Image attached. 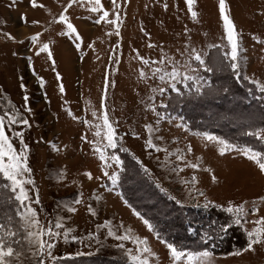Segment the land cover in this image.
Segmentation results:
<instances>
[{
	"label": "rangeland",
	"instance_id": "374dc122",
	"mask_svg": "<svg viewBox=\"0 0 264 264\" xmlns=\"http://www.w3.org/2000/svg\"><path fill=\"white\" fill-rule=\"evenodd\" d=\"M101 2L110 12L109 19H113L115 14L111 0ZM116 2L119 5L116 11L122 20L119 36L115 34L113 25L104 22L95 24L93 21L96 14L78 5H73L69 9L66 15L82 38L78 51L72 41L60 35L65 30L64 25L54 22L68 0H37V4L44 5L43 8H32L30 0H16L15 4L12 0H0V105L8 108L10 100L29 121L30 128L17 130L24 132L25 143L31 150L29 167L32 169L40 201L39 204L33 202L32 207L36 210L41 224L47 227L48 221L64 217L65 226L75 229L72 235L85 238L92 233L99 240V244L95 240L87 239H84L83 243H65L62 238L55 241L56 247L53 250L55 256H75L77 252L94 253L90 257L82 256L75 260L62 261V264H125L123 253L116 251V245L120 242L107 237L106 229L99 233L96 231V225L103 224L106 219L117 225L122 222L125 228L132 229L134 235L148 237L149 245L158 257L153 259L152 264H172L166 246L161 244L153 233H149L142 221L133 215V206L125 205L126 199L120 192V183L115 189L109 190L111 184L103 175V163L99 160L98 154L93 152L92 146L82 139L85 133L88 140L96 139L93 136L95 129L90 131L83 121L102 123L101 120L93 118L92 112L96 111L98 115L102 112L101 99L105 95L106 76L108 87L105 105L109 119L119 137H122V146L130 153L117 150L116 154L120 156L123 165L127 161H132L135 165L131 166L137 167L131 175L135 179L134 185L138 192H129L128 195L136 202L146 204L156 200L151 196L155 194L163 201L171 202L164 203L174 205L173 209L177 215L191 217V224L185 226L187 235L195 241L192 250L202 249L199 235L190 229L206 230L210 220L221 221L225 214L219 208L205 209L203 207L205 198L198 196L195 191L192 193L194 198L189 197L188 186L181 184L180 180H188L195 175L198 180L196 188L204 192L208 200L214 204L227 206L228 202L235 205L244 203L246 208H250L253 201L259 203L260 198L264 197V175L260 174L253 162L237 152L220 156L218 146L200 135L201 132L194 128L190 115L200 119L210 114L202 111L201 105H189V100L194 101L196 94L192 92V96L185 95L186 92H190L184 89L183 85H179L180 95L169 91L163 98L170 106L158 125L155 114L145 110V103L152 93L139 77V72L144 66L137 58V52L140 57L156 60L162 54L159 47L162 45L164 54L183 61L186 57L181 53L184 52L185 45H190L200 50L202 54L207 53L204 56L206 61L211 60L212 63L220 65L221 53L209 47L212 44H220L227 50L223 22L219 14V0H195L193 5V10L197 12L195 19L188 13L185 0H116ZM225 3L227 14L239 33L244 62L241 79L238 81L233 77L240 85L243 97L241 94L227 93V97H223L222 100L223 108H227L226 110L232 108L240 99L241 105L244 102V93H248L253 103L248 110L239 111L235 115V122L238 126L253 124L264 116V93H260L253 84L244 80L243 75L264 84V0H225ZM22 15L26 17L27 23L21 19ZM33 21L39 23L33 24ZM141 28L144 29L143 32ZM4 32L10 33L15 41L8 40L2 35ZM110 32L112 34L108 35ZM36 33H41L39 38L41 43H50L55 70L46 53L39 56L35 54L36 48L31 45L30 37ZM90 44L92 47H89ZM149 44L156 47L149 48ZM57 73L61 76L60 81L56 79ZM201 74L215 88L224 84V80L217 78L216 72ZM227 74L232 78L230 70ZM39 78H43V87ZM61 83L64 87L63 93L59 90ZM150 83L155 87L158 82ZM25 95L28 96L27 106L31 112L25 111L23 99ZM182 95L186 97L184 103L186 106L174 109L175 101H184ZM217 96L219 95H213L211 98ZM161 99L157 96L156 103L159 104ZM216 108L207 104L206 109L212 110L211 113H217ZM69 110L71 116L68 114ZM158 110L165 112L164 109ZM197 112L201 114H196ZM214 119L217 118L213 116L212 120ZM219 122L222 123L223 120ZM145 124L158 127L156 135L162 139L155 142L172 153L177 149L186 153L187 147L191 145L192 154L187 156V160L199 164V170L185 168L178 177L172 174L170 168L177 163L174 155L166 157L164 152L146 150L145 142L148 137L144 130ZM262 125L264 123L256 128L247 129L264 128ZM242 141L240 138L237 141L232 140L243 143ZM244 142L260 147V143L253 137ZM14 143L19 147L18 142ZM133 156L147 167L151 176L140 169ZM165 159L170 161L167 167L163 166ZM180 166L183 167V164ZM58 170L65 173L62 178L58 176ZM113 170L115 166L108 169L110 173ZM85 172L91 173V180L84 175ZM122 173L123 171L119 173L120 181ZM213 175L216 177L215 183L212 182ZM157 183L166 190L165 193L156 187ZM151 188L154 190L152 194ZM147 192L151 195H146ZM29 195L34 201L37 192L30 191ZM168 195L181 200L183 206L178 205L175 200L168 199ZM97 196L100 197L99 201L96 199ZM76 198H80L82 202L74 205L77 209L75 213L69 214L65 209L58 207L70 204ZM197 203L200 207L194 206ZM89 206L98 213L97 216L89 214ZM261 216H264V204L259 205V212L255 215L249 213L248 220ZM252 227L251 223H242L239 227H233V231L229 230L223 238L209 244L208 250L211 253L207 258L209 264H264V245L255 246V251L233 254L246 246L245 232ZM125 247L133 246L126 243Z\"/></svg>",
	"mask_w": 264,
	"mask_h": 264
},
{
	"label": "snow or ice",
	"instance_id": "6c2138e0",
	"mask_svg": "<svg viewBox=\"0 0 264 264\" xmlns=\"http://www.w3.org/2000/svg\"><path fill=\"white\" fill-rule=\"evenodd\" d=\"M13 4L16 0H12ZM112 10L114 12V18L109 19L110 12L105 9L101 0H68L67 5L63 8V11L59 14V17L54 22L62 23L65 30L60 35L67 37L75 45L76 50H80L82 44V38L78 33L76 27L71 22L66 13L73 5H78L81 8L86 9L88 12L96 14L94 23L99 25L101 22L111 24L115 28V34L120 35V24L122 23L120 14L116 9L119 8L116 0H111ZM187 5V11L193 19L197 17V12L193 10L195 0H185ZM32 8H43V4H37V0H30ZM165 10L167 5H164ZM219 14L220 19L223 22L224 39L227 42V50L220 44H212L209 47L216 49L221 53L220 65L222 68H227L231 71L233 77L238 81L242 75V64L244 58L241 55V45L239 39V33L236 26L226 11L225 0H219ZM22 20L27 23L26 17L21 16ZM33 24H38V21H33ZM143 32L144 29L141 28ZM112 33H108L111 35ZM147 35V33H145ZM8 40L15 41V38L7 32L2 33ZM41 33H36L30 37V43L36 48L35 54L39 56L41 53H46L49 61L52 62L53 70H55V61L53 59L52 51L50 50V43H41L39 38ZM150 38V37H149ZM23 43V41H19ZM89 47H92L90 44ZM119 47V45H117ZM149 48L156 47V45L149 44ZM161 48L162 54L159 59H145L140 57L137 52V58L144 66L140 72L139 77L145 82V84L151 90L152 95L148 96V100L145 103V110L151 111L157 118V125L164 116L167 114V109L170 106L164 102L167 92H175L177 95L181 94V88L179 85H183V88L189 92H193L197 95L205 94V89L210 88L211 85L204 78L201 73H212L216 69L210 66L209 61L204 58L207 53L202 54L197 48L185 45L182 56L186 58L183 61L173 59L171 56L163 53V46ZM15 55V53H14ZM31 62V58H29ZM195 65V66H193ZM144 69H147L145 71ZM40 79V85L43 87V78ZM56 79L61 80L59 73L56 74ZM243 79L249 81V83L255 86V89L260 93H264V84H261L258 80H250L247 75H243ZM150 82H158L155 87ZM23 87V85H22ZM108 81L105 77V95L101 99L100 115L96 111L92 112V116L95 120H101L102 123H95L88 120H84V125L91 131L93 128L94 140L87 139V133L82 136V139L92 146L93 152L98 154L99 160L104 165L103 175L108 178L111 189L113 190L119 186L120 172L123 171V161L120 156L116 154V151L129 153L127 148L122 146V137H119L113 123L109 119L108 111L105 105L107 98ZM60 92H64L63 84H60ZM251 91V89H250ZM159 96L162 99L160 103H156V97ZM25 101V111L31 112V109L27 106L28 96L23 97ZM8 108H3L0 105V193H4L3 204H0V264H62V261L75 260L82 256H92L93 252H77L75 256L59 257L53 255V250L56 247L55 241L60 238L65 243H83L84 239L89 241L95 240L99 244V240L96 235L89 233L85 238H78L72 233L75 229L65 226V218L61 217L48 221L47 227L41 224L36 210L32 207L33 202L39 204L38 190L35 189V181L32 177V169L29 167V155L30 148L25 143L24 127L30 128L28 119L22 115L20 110L8 101ZM158 109H164L162 113ZM72 115L69 110L68 113ZM75 119V117H73ZM182 126V125H181ZM144 130L147 133V139L145 142L146 150L154 152H164L166 157L175 156L176 165L170 168V172L177 177L185 168H191L193 170H199L200 165L197 163H190L187 160V156L192 154V147L189 145L187 151L181 152L177 149L175 153H172L167 148H162L160 144L155 140L162 139L157 136L159 131L158 127H154L152 124H145ZM10 133V134H9ZM202 137L208 141L213 142L218 146V154L224 156L229 152H237L244 156L245 159L253 162L257 167L261 175H264V128L250 129L243 131V136L253 137L260 143V147H256L248 144L247 142H232L227 138L216 136L212 133H201ZM138 138V137H136ZM14 141L18 142L19 147ZM59 150L58 148L56 149ZM130 154V153H129ZM136 164L147 175L151 176V173L145 167V165L137 158L133 156ZM170 161L165 159L163 166L167 167ZM183 164V167L180 165ZM115 166V170L108 171ZM204 171H210V169H204ZM65 173L58 170V176L63 177ZM84 175L91 180L92 175L90 172H85ZM212 182H216V177L212 176ZM180 183L188 186V195L191 198L192 193L195 191L198 196L205 198L203 207L205 209L209 207L219 208L222 213L225 214V218L221 221L210 220L208 223V229L206 230H192L196 231L200 238V244L202 250H189L183 246H178L174 242H170L163 238L160 232L145 218L140 212L133 209V215L137 219L141 220L149 233H153L155 238L159 240L161 244H164L168 250L169 257L172 264H209L208 257L211 253L208 250V245L214 243L216 239L223 238L227 235L228 231L233 227H239L242 223H251L253 227L251 230H246V246L242 250H237L234 255L241 254V251H255V246L264 245V216L249 221V213L255 215L259 212V205L264 204V197H261L259 203L253 201L250 208H246L244 203L235 205L232 202H228L227 206L216 205L205 196V193L199 191L196 188L198 183L197 177L193 175L190 179H181ZM162 193L166 190L156 185ZM30 191H36L37 195L35 200L29 195ZM97 201L100 197H96ZM168 199L175 200L178 205L183 206L181 200H178L173 195H168ZM80 198H76L70 204L60 205L66 210L67 213L73 214L77 211L74 205L81 203ZM125 205L128 202L125 200ZM195 207H200L197 203ZM88 212L91 216L95 217L98 213L91 207H88ZM106 229L107 237L112 238L120 243L116 245V251L122 252L125 257V264H152L156 254L153 252L149 245L148 237H140L134 235L131 228H125L123 223L114 224L111 220H105L103 224L96 225V231L99 233L101 230ZM126 243H130L133 247H125ZM99 250V249H98Z\"/></svg>",
	"mask_w": 264,
	"mask_h": 264
},
{
	"label": "trees",
	"instance_id": "16d2710c",
	"mask_svg": "<svg viewBox=\"0 0 264 264\" xmlns=\"http://www.w3.org/2000/svg\"><path fill=\"white\" fill-rule=\"evenodd\" d=\"M209 63H210V66L216 69L214 72L217 73L218 75L217 78H220V80H224V84L216 88L212 84L211 86L213 87L210 89L207 88L206 89L207 92H205V94L203 95L196 94L195 95L196 98H194V101H192L191 99L189 100L191 102V103L188 102L189 105L190 104L193 106L201 105L200 109H202V111H205L206 114H208V112L210 114V116L209 115H206L204 117L202 116V118L200 119L199 118L196 119L194 115H190V119L193 121L194 128H196L197 130H200L199 132L201 133H204V132L212 133L219 137L227 138L229 141H232V140L237 141L239 138H240V141L243 140L242 142L249 140V137H245L242 135L243 131L248 130L247 127L256 128L258 125L263 124L264 116L259 121L253 124H243V125L238 126V123L235 122V117H236L235 115L239 111L248 110L249 109L248 107L252 105L253 101H250L249 99L250 96L248 95V93H244V98H243L244 102L241 105H239L240 104L239 102L241 101L240 99V101L237 102L235 106L232 105V108L228 110H226L227 108L226 109L223 108V102H222L223 97L226 98L229 92L241 94V96L243 97V94L241 92L242 89L240 85H238L234 81V78L232 75H231L232 78L228 77V74H227L228 70H225L219 64L212 63L211 60L209 61ZM225 83L227 85H225ZM188 94L192 96V92L185 93V95H188ZM213 95H219V96L211 98ZM182 96H183L184 101H181V102L179 100L175 101L176 104L173 107L174 109H176L177 107H179L180 109V107L184 108L186 106L184 104L186 97L184 95ZM207 104L211 106H215V108L219 107V109L216 108L215 110L217 113H214V112L211 113L212 110L210 109L207 110L206 109ZM205 113H202V115ZM196 114H201V113L197 112ZM213 116H215L217 119L212 120ZM219 120H223V122L220 123ZM262 126L264 127V125ZM131 165L134 166L135 164L132 161H127L126 164L123 165V173H122L123 177L121 181L119 182L120 192L122 193V195L124 196L128 204L133 206V208L136 211L140 212L145 218L149 219L150 222L155 226V228L160 232L163 238L167 239L170 242L176 243L178 246H183L189 250H192L194 248L193 246L195 244V241L192 239V237L187 235V232H186L187 227L185 226L187 224H191L190 223L191 217L189 216L182 217L180 215H177L175 213L176 211L174 212V209H173L174 205H168L171 202H168L166 200L163 201L161 198H159L155 194L151 195L152 193H154V190H152V188L150 189L151 194L148 192L146 194L149 196L150 195L154 196L156 198V200L151 203L145 204L140 201L136 202V200H134L132 197L128 195L129 192H133V193L138 192V191L136 192V187L134 185V183H136L135 179L131 175V173L137 170V167L135 166L136 167L135 169V167H132ZM124 183L125 185H122ZM3 197H4V193H0V204H3L4 202ZM164 202H167L168 204L166 205Z\"/></svg>",
	"mask_w": 264,
	"mask_h": 264
}]
</instances>
